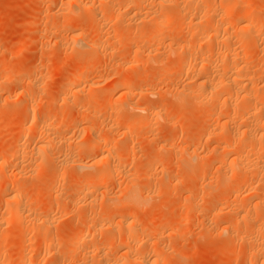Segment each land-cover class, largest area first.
<instances>
[{
    "label": "rangeland",
    "instance_id": "374dc122",
    "mask_svg": "<svg viewBox=\"0 0 264 264\" xmlns=\"http://www.w3.org/2000/svg\"><path fill=\"white\" fill-rule=\"evenodd\" d=\"M78 1L0 0V184L7 182L6 189L0 186V253L5 254L0 264H23V259L27 264H116L118 259H123L122 264H264V239L254 230L256 217H264V209L253 205L264 200V181H255L264 178V173L255 170V157L251 156L254 161L245 171L235 176L223 174L236 156L222 164L223 151L213 158L209 150L233 145H225L216 135L232 125L230 130L237 134L239 120L230 124L233 118L238 119L235 115L232 122L227 121L228 126L223 125L222 98L200 102L195 94L203 73L206 80L218 81L226 61L225 54L218 55L226 48L225 41H220L222 32L219 41L204 45L217 17L210 16L206 27L196 31L198 12L185 20L174 16L180 10L186 12V0H160L161 4L159 0H80L83 11ZM206 1L220 7L221 0ZM231 1L238 2L230 6L233 13L252 9L249 19L263 18L264 0ZM168 15L175 17V24L152 35L156 18ZM32 24L35 27L30 30ZM239 27L244 24L235 25L232 43L247 38V29ZM151 38L153 45L145 48L141 42ZM256 39L254 48L250 42L248 56L243 54L246 59L241 56L247 61L241 65H248L243 68L260 79L258 86L255 84L260 87L264 85V28ZM92 42L97 45H89ZM205 61L210 63L208 71L200 65ZM58 65H62L60 71L54 72ZM183 65L190 68L186 74L181 73ZM80 72L89 77L87 81L67 90V79ZM121 78L129 79L130 86L118 93L109 90ZM96 86L109 94L89 97L88 88ZM76 91H81L78 98ZM234 97L233 107L241 105L242 99L236 97L237 104ZM257 99L264 100V95ZM102 103L106 108H97ZM119 103L123 107L120 112L107 108ZM33 104L41 109L40 115L37 109L35 114H26ZM136 106L142 110H131ZM151 111L159 113L154 120L141 127L127 126L129 119L139 122ZM33 114L53 127L38 129L26 122ZM209 123L215 127L203 130ZM96 135L107 140L108 147L114 148L111 152L119 154L122 174L116 173L111 180L97 175L101 161L84 150ZM62 137L67 142L63 143ZM43 141L55 157L51 161L47 152L44 155L48 157L42 155L45 160L34 162V142ZM16 150L19 154L12 155ZM247 150L243 149V155L250 156L251 150ZM63 158L66 164L60 168L56 161ZM75 161L86 163L88 169L77 171L72 165ZM93 177L101 181L87 199L76 197ZM126 178L132 181L131 187L137 186L140 198L108 212L107 206L115 203L112 199L123 197ZM16 183L20 184L17 195L26 199V215L18 217L14 216L15 203L7 195ZM252 186L258 188L254 197L248 191ZM82 200L93 203L88 207ZM122 217L137 225L133 240L122 238L129 229L119 225ZM39 218L46 222L41 227ZM262 227L264 230V224ZM77 233L83 234V240L74 245L71 239Z\"/></svg>",
    "mask_w": 264,
    "mask_h": 264
},
{
    "label": "bare ground",
    "instance_id": "6f19581e",
    "mask_svg": "<svg viewBox=\"0 0 264 264\" xmlns=\"http://www.w3.org/2000/svg\"><path fill=\"white\" fill-rule=\"evenodd\" d=\"M80 1V0H79ZM79 1H78V4H80L81 3V1H80V3H79ZM139 1V0H138ZM234 1H236V0H233V3H234ZM77 2V1H76ZM161 2H164L163 0L161 1ZM171 2V1H170ZM186 2L188 3L187 5H185V6H187L188 7V9L186 8H184V11H186V12H183L182 10H180V12L179 13H181V14H179V13H177V11H176V13H177V16L176 15H174L175 13H172L171 15H174L175 17H181L182 18V20L184 19H188V15L189 14H191L192 12H198L197 13V16H198V20H197V23L195 22V28H196V31L197 30H199L200 29V31H201V29H203L204 27H206L205 25L207 24V22H209V21H207L208 19H210V16H212L211 18H215V17H217V23H216V25H214V20H213V22H212V24L213 25H210L209 26V24H208V26H209V30H208V34H207V36H205L206 38H205V43H204V45L205 44H207V42H216V40H220L219 39V34H220V32H222V34L224 35V36H222V37H224V39L223 40H220V41H225V44H226V48H225V51H224V53H221L220 51H222V50H220L219 49V54L218 55H223V54H225V58H226V61H225V63H224V67H223V69H222V72H221V77H220V79L218 80V81H213L212 82V80H206V74L204 75V73H203V75H202V79L200 80V82H199V84H198V87L196 88V90H195V94H196V99L198 98L199 99V101L200 102H203V101H208V100H219V99H221V100H223L222 102V106L223 107H225V109L223 108V107H221V108H223L224 110H222L221 111V108L219 109V111H220V113L222 114V116L224 117V119H225V122L223 123V125L224 124H227V121H229V120H231V118L233 117V116H235L236 115V118H238V119H236L235 121H234V118L232 119L233 120V123H230V124H234L237 120H239V121H241V122H239L238 121V123H239V126L237 127V131H235V132H237V134H238V138H236V137H234V135L236 134H234V132H233V130L231 131L230 129H232V127H233V125H232V127H231V125H230V127L231 128H229V126H228V124H227V126L228 127H223V132H221L220 134H218V135H216V137L218 138H220L221 140H222V142H224V144L225 145H227V144H231L232 142V144L234 145V147H232L233 145H229V147H227V146H225L223 149L221 148H219V149H217L216 147L215 148H212L211 150H209L210 151V153H211V155H214V156H212L213 158H215V154L216 153H219L220 151H223L222 152V154L220 155V159H219V161L222 163V164H224L226 161H228L230 158H231V156L232 155H234V156H236V158H235V162H234V164H233V166L232 167H230V169H228L227 170V168H228V166H227V168L225 169V170H227L226 172H223V174H225V173H227V172H229V174H231L232 176L235 174V173H238V172H240L241 170H243L247 165H248V163L249 162H253L254 160V158L253 159H251V156L253 157H255V161L253 162V164L255 165V166H257L256 168H255V170H257L258 171V173H260V174H263L264 173V100H258L257 98H259L260 96H262V95H264V85L262 84V86H260L261 84L259 83V82H257V83H259L260 85V87H257L258 86V84H256V81H259V80H256V79H258L254 74H252V73H250V70L249 69H247V68H243L244 66H248V65H241V62L242 61H244V59H246L245 58V56L243 55V54H246L247 53V56H248V49H249V46L251 45V41H252V46H253V42L255 41V43H254V46H256L255 44H256V36H258V34H259V32L260 31H262L263 30V28H264V11H262V13H263V18L262 19H257L256 18V20L254 19H249L248 17L250 16H248L247 14L249 13V10H248V12L246 11V10H244V11H240V12H235V13H233V11L231 10V7L230 6H232V5H235V4H237L238 2H236L235 4H232V1L231 0H221L220 1V7H218V8H222L221 6L222 5H224L223 6V8L224 9H222V10H219L218 8L216 9V6H217V4H216V2L215 3H208V1H206V0H186ZM212 2H214V1H212ZM141 3V2H140ZM159 4H161L160 3V0H159V2H158ZM219 3V2H218ZM107 4V3H106ZM158 4V7H161V9H162V7L163 8H165V6L164 5H159ZM164 4H167L166 2L164 3ZM226 4V5H225ZM232 4V5H231ZM81 5L82 4H80V8H81V10L83 11V9H82V7H81ZM127 5H129V4H127ZM130 5H131V3H130ZM141 5V4H140ZM171 5H174V4H171ZM184 6V5H183ZM123 7V6H122ZM125 7H126V4H125ZM132 7V6H131ZM177 7V6H176ZM255 7V6H254ZM110 8V7H109ZM129 8H130V6H129ZM170 8V7H169ZM180 8V7H179ZM182 8V9H183ZM124 9V8H123ZM148 8H146V10H147ZM155 9V8H154ZM160 9V8H159ZM85 10V9H84ZM153 10V9H152ZM151 10V11H152ZM218 10V11H217ZM252 10V9H251ZM250 10V11H251ZM264 10V9H263ZM148 11H150V10H148ZM156 11V10H155ZM155 11H153V14H154V12ZM183 12V14H182V12ZM253 11V10H252ZM116 12V11H115ZM170 12V11H169ZM152 13V12H151ZM150 13V14H151ZM250 13H252V12H250ZM146 14H148L147 12H146ZM145 14V12H144V15H146ZM143 15V16H144ZM170 15V16H171ZM147 16V15H146ZM151 16V15H150ZM150 16H147V17H150ZM153 16V15H152ZM169 16V15H168ZM159 17V18H156V19H158V20H155V24H156V26H155V28L152 30V35H154V34H156L157 32H159L162 28H166V27H170V26H173V24H175L174 22H176V21H174V19H175V17H174V19L172 18L173 16H171V18H170V16L169 17ZM145 17V16H144ZM146 17V18H147ZM151 19V18H150ZM216 19V18H215ZM152 20V19H151ZM176 20V19H175ZM145 21V20H144ZM150 21V20H149ZM174 21V22H173ZM216 21V20H215ZM230 21H232V25L230 24L229 25V22ZM151 22V21H150ZM225 22H226V24H225ZM149 23V22H148ZM244 24V27H239V29L240 30H243V29H247L246 30V32H245V35H247L246 37L248 38H246V40H245V38H244V36H243V38H240L239 37V39L237 40L236 39V41L235 42H233L232 43V41L230 40V36L232 35L231 33L232 32H234V31H236L237 29L235 28V25H240V24ZM211 24V23H210ZM235 24V25H234ZM185 26V25H184ZM187 26V25H186ZM34 25L32 24V25H29L28 26V28L30 29V30H33L34 29ZM194 28V29H195ZM236 29V30H235ZM239 29H238V31H239ZM181 30H184V28L182 29L181 28ZM177 31H179L180 33H181V31H180V28L177 30ZM176 31V32H177ZM187 31H189L188 29H187ZM186 30H185V33H188ZM203 31V30H202ZM182 32H184V31H182ZM240 32H242V31H240ZM227 33V36L225 37V34ZM243 34V33H242ZM233 35H234V33H233ZM220 38H221V35H220ZM258 38V37H257ZM104 39V38H103ZM222 39V38H221ZM260 39V38H259ZM217 41V42H218ZM230 43H232L231 45H230ZM141 44L143 45V46H145V48L146 47H150L151 45H153V40H152V38L151 39H146V40H143L142 42H141ZM89 45H92L93 47H95L97 44L96 43H94V42H92V44H89ZM254 46L252 47V48H254ZM258 46V45H257ZM224 48V47H223ZM222 48V49H223ZM238 49L239 50H241V51H238ZM251 49V48H250ZM249 49V50H250ZM158 50V49H157ZM224 50V49H223ZM252 50V49H251ZM263 51V50H262ZM242 53V55L240 54V53ZM250 52V51H249ZM264 52V51H263ZM251 53V52H250ZM250 55V54H249ZM153 56H155V55H153ZM152 56V57H153ZM224 56V55H223ZM241 56L242 57H244V59L243 58H241ZM246 56V57H247ZM243 59V60H242ZM244 62H247V61H244ZM264 62V61H263ZM249 63V62H248ZM264 64V63H263ZM201 65V68L202 69H204V71L206 70V71H208V70H210V63L208 62V61H205V63H201L200 64ZM61 67H62V65H58L55 69H54V72H58V71H60V69H61ZM93 67V66H92ZM167 67V66H166ZM181 73L183 72L184 74H186V73H188L189 71H190V68H187L185 65H183L182 67H181ZM180 71V70H179ZM249 71V72H248ZM78 72V71H77ZM180 74V73H179ZM258 75H260V74H258ZM261 76V75H260ZM87 78H89V77H87V75L85 74V73H83V72H80V73H76V74H73L69 79H67V81L65 82V88L68 90H70L71 88H73L75 85H77V84H83V82H85V81H87L86 79ZM260 78V77H259ZM264 80V79H263ZM85 84V83H84ZM255 84L257 85V86H255ZM130 86V81H129V79H127V78H121L120 80H118V81H115L114 83H112L108 88H109V90L111 89V90H113V91H115L116 93H118L119 91L121 92V90L123 91L124 89H126V88H128ZM84 88V87H83ZM82 88V89H83ZM109 90H106V91H104V89H102L101 87H99V86H96V87H89L88 88V95H89V97H94V96H97L98 94H100L101 92H106L107 94H109ZM70 92V91H69ZM68 92V93H69ZM81 91H76V92H74V94L76 95L77 93H80ZM111 92V91H110ZM68 93L66 94V93H64L65 95H68ZM105 94V93H104ZM119 95H121V94H119ZM77 96V95H76ZM75 96V97H76ZM121 96H124V95H121ZM233 96H235L234 97V99L236 100V97H239L240 99H242V104L241 105H238V106H234L233 107V105H232V100H233ZM79 96H77V98H78ZM127 97V96H126ZM124 98L125 100H124V102L125 101H129V100H126L127 98ZM74 99V98H73ZM76 99V98H75ZM128 99H129V97H128ZM68 100V99H67ZM237 100H238V98H237ZM236 100V101H237ZM70 101H71V99H70ZM240 102H241V100H240ZM237 104H240V103H238V101L236 102ZM127 104H129V103H127ZM70 105H72V104H70ZM95 106H96V104H95ZM125 106V105H124ZM97 107V106H96ZM100 107H103L104 109L106 108V105H104V103H102V104H98V107L97 108H100ZM86 108V107H85ZM110 111H112V112H120V111H122V109H123V107H121L120 106V103H119V105L117 104V105H113V106H109V107H107ZM122 108V109H121ZM140 107H131V110H136V111H138V110H142V109H139ZM29 109L30 110H27L26 111V114L28 115L29 114V111H32V113H36V111L38 112V114H39V110H41V109H38L37 108V106L36 105H29ZM37 109V110H36ZM95 110V109H94ZM97 110V109H96ZM99 110V109H98ZM218 111V112H219ZM41 112V111H40ZM83 112V111H82ZM42 113V112H41ZM85 113V112H84ZM33 114V117H31V119H29V121H26V122H29L30 124H33V125H36L35 127L36 128H38V127H40L41 129L42 128H52L53 127V124H51V123H46L42 118H41V116H36V115H34ZM40 115V114H39ZM83 115V114H82ZM81 115V116H82ZM85 115V114H84ZM94 115V118H98V116H97V114L96 113H94L93 114ZM156 115H159V113L157 114L156 112H149L145 117H140L141 118V120L139 121V122H136L137 120H131V119H129L128 121H126L127 122V126H129V127H131V126H135L136 127V125H138V127H141V126H144V125H146V123H148L149 121H151V120H154L153 118H156L157 116ZM244 115H246V117H244ZM84 117V116H83ZM81 118V117H80ZM26 119V118H25ZM232 120H231V122H232ZM24 121V122H25ZM237 123V122H236ZM241 123V124H240ZM25 124V123H24ZM117 125V123L115 122V123H112V124H110V125H108V127H109V129H111V128H113L114 126H116ZM238 124H236V126H237ZM38 126V127H37ZM55 127H57V125H54ZM212 126H214V125H212ZM211 125H210V123L209 124H207L206 126H204L202 129L203 130H212L213 129V127H212ZM215 127V126H214ZM40 128H38V129H40ZM224 128H228L227 129V131H225L224 130ZM43 129V130H44ZM37 130V129H36ZM35 130V131H36ZM46 130V129H45ZM235 130V129H234ZM38 131V130H37ZM36 131V132H37ZM240 131V132H239ZM44 132V131H43ZM38 133V132H37ZM23 134H24V132H23ZM39 134V133H38ZM212 134V133H211ZM211 134H210V136H211ZM236 134V135H237ZM24 135H28L27 134V132H25V134ZM40 135V134H39ZM215 135V134H214ZM235 135V136H236ZM32 136V135H31ZM34 136H35V134H34ZM37 136V135H36ZM35 136V138H37ZM24 137V136H23ZM39 137V136H38ZM216 137H214V138H216ZM34 138V139H35ZM53 139H54V136L52 137ZM52 138H48V139H51V141H52ZM60 138V137H59ZM236 138V139H235ZM47 139V140H48ZM61 139H63V137L61 138ZM61 139H60V141L59 142H61ZM94 140H93V144H91L90 143V145L89 146H86V148L84 149L85 150V152L87 151L89 154L91 153V157L93 156L94 158H99V160L101 161V163H102V166H101V169L99 170V172H98V170H97V175L99 176V175H102L103 177H104V175H105V178L107 179V180H111V179H113L114 178V175L116 174V173H120V174H122V171H121V166H120V161H119V157H118V155H116V153H114V152H111L112 151V149H114V148H112V149H110L108 146H110L109 144H108V142H107V140L105 139V138H103V137H100V136H98V135H96L94 138H93ZM207 139H209L208 137H207ZM210 139H213L212 137H210ZM47 140H46V142H47ZM36 141V140H35ZM50 141V140H49ZM56 141H58V138L56 139ZM55 141V142H56ZM18 142V141H17ZM65 142H67V141H65V139H63V143H65ZM48 143V142H47ZM53 143V142H52ZM111 143V142H110ZM112 144H113V142H112ZM19 145V144H18ZM78 146H79V144H77ZM86 145V144H85ZM60 146H61V143H60ZM80 146H81V144H80ZM114 146H116V145H114ZM20 147V146H19ZM83 147H85V146H83ZM34 148H35V151L36 152H34V155H31L32 157H35V155H36V157H35V159H33L32 157V159H33V161L35 162V160L36 161H40V160H45L44 158L45 157H48V156H45L44 155V153H46L47 154V152H50V151H48L49 149H51V146H47V144L45 143V141H43V142H41V143H37V142H34ZM82 148V147H81ZM249 148V151L251 150V155L250 156H247V155H243V149H248ZM80 149V148H79ZM111 150V151H110ZM54 151V150H53ZM52 151V152H53ZM248 151V150H247ZM248 151V152H249ZM19 152H20V150H16V152L15 153H13L12 155H18L19 154ZM42 153V154H41ZM51 153V152H50ZM49 153V154H50ZM245 153V152H244ZM21 154V153H20ZM33 154V153H32ZM54 154V153H53ZM52 153L50 154L51 155V157H50V155H49V158H51V161L53 160V158L55 157H53L52 158V155H53ZM70 154V153H69ZM45 156V157H43V156ZM55 155V154H54ZM64 155V154H63ZM10 156V155H9ZM43 157V158H41L40 159V157ZM68 155H66V157H67ZM72 156V155H71ZM11 157V156H10ZM65 157V158H66ZM74 157V156H73ZM57 158V157H56ZM69 158V157H68ZM42 160V161H43ZM49 160V159H48ZM55 160V159H54ZM57 160V159H56ZM66 160V159H65ZM64 160V158H63V160H61V161H59V160H57L56 161V163H57V165L60 167V168H62L63 166H64V164H66V161ZM93 160H95V159H93ZM1 161V160H0ZM68 161V160H67ZM73 161V160H72ZM41 162V161H40ZM90 162V161H89ZM246 162H247V164H246ZM43 163V162H42ZM73 164V167H74V169H76L77 171H81L82 169H85V168H87L88 166H87V164L86 163H83V162H72ZM252 164V163H251ZM252 164V165H253ZM53 165V164H52ZM56 165V166H57ZM122 166H123V164H121ZM253 165V166H254ZM90 166V165H89ZM224 166V165H223ZM251 166V165H250ZM44 167V166H43ZM55 167V166H54ZM66 167V166H65ZM253 168V167H252ZM3 169H4V167H3ZM55 169H56V167H55ZM64 169V168H63ZM66 169V168H65ZM88 169V168H87ZM224 169V168H223ZM124 170V169H123ZM246 170H248V168L246 169ZM253 170V169H252ZM254 170V171H255ZM61 171V170H60ZM65 171V170H64ZM68 171V170H67ZM83 171V170H82ZM221 171H223V170H221ZM243 171H245V170H243ZM256 172V171H255ZM66 173V172H65ZM79 173V172H78ZM257 173V174H258ZM4 174H6V173H4ZM60 174V173H59ZM82 174V173H81ZM228 174V173H227ZM252 174V173H251ZM259 174V176H261ZM7 175V174H6ZM6 175H5V177L4 178H6ZM58 175V174H57ZM61 175V174H60ZM77 175V174H76ZM226 175V174H225ZM119 176V175H118ZM230 176V175H229ZM235 176V175H234ZM254 176V175H253ZM256 176V175H255ZM57 177H60L59 175L57 176ZM224 177V176H223ZM258 177V176H257ZM262 177H264V174L261 176V178ZM7 178H8V175H7ZM7 178L5 179L6 181H7ZM63 178V177H62ZM77 178V177H76ZM78 178H79V175H78ZM80 178H82V177H80ZM127 178H129V177H127ZM126 178V180H127V184H128V187H126V190H125V192H123V191H121V193L123 194L122 196L123 197H121L120 195V198L118 197V195H117V197L118 198H116V196L114 197L115 199H112V197H110V199L109 200H113V201H115V203H113V204H110V205H108L107 206V208H108V212L110 211V212H113V211H115V208L117 207V205H123V204H132L134 201H136V199H138V198H140V197H138L137 198V193H136V190H135V187H137V186H133V187H131V183H132V181L130 180V179H127ZM225 178H227V177H225ZM256 178V177H255ZM5 180H3V181H5ZM77 180V179H76ZM250 180V179H249ZM99 181H101V180H99V177H93V179H90V181H88L89 183H87V185L84 187V188H81L80 190H78V192H77V196L76 197H78V196H82L81 198L83 199V197L84 198H86L87 196H89L90 195V193L92 192V188H93V186L95 185V184H97ZM255 181H257V182H260L261 183V181H264V178H262V179H258L257 178V180H255ZM7 183V182H6ZM6 183H4L3 182V184H0V186L3 188V189H6V187L7 186H5L6 185ZM260 183H258V184H260ZM263 183V182H262ZM261 183V184H262ZM218 184V183H217ZM257 184V183H256ZM130 185V186H129ZM133 185H135L134 183H133ZM126 186V185H125ZM124 186V187H125ZM219 186V185H218ZM258 186V185H257ZM145 187V186H144ZM216 187V186H215ZM235 187H237V186H235ZM234 189V188H233ZM232 189V190H233ZM249 189V188H248ZM20 190V184H18V183H16V184H14V186H13V189L11 190V191H8L7 192V195L9 196V201L11 200L13 203H15V206H16V209L14 210L13 209V211H14V216L16 217V215H17V217H18V215L19 216H22V215H24L25 214V209H26V199H25V197H22V195L21 196H19L20 194V192L18 193V191ZM144 190V189H143ZM231 190V191H232ZM235 190V189H234ZM238 190V189H237ZM257 190H258V188H256V187H250V189L248 190V191H251V193H253L252 195H253V197H254V194L255 193H257ZM97 191V190H96ZM239 191V190H238ZM3 192V191H2ZM98 192V191H97ZM139 192V191H138ZM17 193L19 194V195H17ZM105 193V192H104ZM103 193V194H104ZM101 194V193H100ZM250 194V193H249ZM97 195L99 196V192L97 193ZM97 195H96V197H97ZM106 195V194H105ZM251 195V196H252ZM103 196V195H102ZM233 197V196H232ZM87 199V198H86ZM264 199V198H263ZM111 200V201H112ZM259 201L257 202L256 201V203L254 202V204L253 205H255V206H257L256 208L258 209L259 207H260V205L263 207V208H261L262 209V211H263V209H264V200H262V201H260V199H258ZM83 202H85L87 205H88V207H90L91 205H89V204H91V203H93L92 202V200H89L88 202H87V200H82ZM97 200H95V202H96ZM112 201V202H113ZM98 202V201H97ZM262 202V204H260ZM109 203V202H108ZM137 203V202H136ZM135 203V204H136ZM139 203V202H138ZM86 204H84L85 206H86ZM94 204H97V203H94ZM249 204H251V203H249ZM93 205V204H92ZM252 205V206H253ZM99 206V205H98ZM132 206V205H131ZM135 206V205H134ZM251 206V205H250ZM251 206V207H252ZM194 207V206H193ZM254 207V206H253ZM252 207V208H253ZM94 208V207H93ZM191 208V207H190ZM253 209H255V208H253ZM189 210V209H188ZM15 211H16V213H15ZM94 211V210H93ZM191 211V210H190ZM189 211V212H190ZM188 212V211H187ZM16 214V215H15ZM26 215V214H25ZM29 215V214H28ZM93 215V214H92ZM26 217H28V216H26ZM26 217H24V218H26ZM260 216H258V217H256V218H258V223H257V226H256V229H254L255 231H256V235H258L257 237L258 238H261V239H264V230H263V224H264V217H262V218H259ZM246 218V217H245ZM22 219H23V217H22ZM27 219V218H26ZM40 219V218H39ZM244 219V218H243ZM32 220H34V219H32ZM35 220H37V219H35ZM104 221H105V219H104ZM44 220H37V223H39V225L41 224V225H43L44 224ZM102 222V221H101ZM37 223L35 222L34 224H36L37 225ZM46 223V222H45ZM106 223V222H105ZM104 223V224H105ZM119 223V225L120 224H123V225H126V226H128L129 227V229L127 230V231H125V233H124V235H123V237L122 238H124L125 239V241L126 240H133V238H135V236H134V234H135V232H133V230H135L136 228H137V225H136V223H134V222H129L127 219H125V218H120V221L118 222ZM41 225H40V227H41ZM99 225V224H98ZM101 225V224H100ZM39 227V226H38ZM37 227V228H38ZM99 227V226H98ZM98 227L96 228V229H98ZM101 227V226H100ZM223 229V228H222ZM226 229H228V228H224V230H226ZM221 232H222V230H221ZM253 232V231H252ZM254 234V233H253ZM83 240V234L81 233H77L76 235H74L73 237H72V239H71V242L74 244V245H76V244H78V243H80L81 241ZM257 240H259V241H257V243L258 242H260V239H257ZM261 241H263V240H261ZM261 244V243H260ZM226 253V252H225ZM262 254V253H261ZM224 255H226V254H224ZM224 255H222V256H224ZM253 256V255H252ZM263 258H264V252H263ZM5 257V254H3V253H0V259H3ZM253 257H255V256H253ZM251 259V258H250ZM256 259V258H255ZM29 261V260H28ZM251 261V260H250ZM253 261V260H252ZM261 261V260H260ZM22 263L23 264H27V259H23L22 260ZM122 263H124V261H123V259H118L117 261H116V264H122ZM31 264V263H30Z\"/></svg>",
    "mask_w": 264,
    "mask_h": 264
}]
</instances>
